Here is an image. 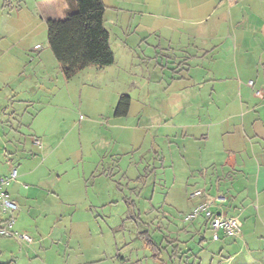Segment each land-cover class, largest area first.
Listing matches in <instances>:
<instances>
[{
  "label": "crops",
  "instance_id": "1",
  "mask_svg": "<svg viewBox=\"0 0 264 264\" xmlns=\"http://www.w3.org/2000/svg\"><path fill=\"white\" fill-rule=\"evenodd\" d=\"M101 1L113 63L66 80L38 39L74 0H0V178L33 238L0 264H264V0ZM194 189L237 238L184 222Z\"/></svg>",
  "mask_w": 264,
  "mask_h": 264
},
{
  "label": "trees",
  "instance_id": "2",
  "mask_svg": "<svg viewBox=\"0 0 264 264\" xmlns=\"http://www.w3.org/2000/svg\"><path fill=\"white\" fill-rule=\"evenodd\" d=\"M75 8L62 20H47V44L66 80L88 67L103 69L113 63L109 34L104 27L101 0H74ZM129 98L121 96L114 116L127 115ZM151 247L149 241H145Z\"/></svg>",
  "mask_w": 264,
  "mask_h": 264
},
{
  "label": "built area",
  "instance_id": "3",
  "mask_svg": "<svg viewBox=\"0 0 264 264\" xmlns=\"http://www.w3.org/2000/svg\"><path fill=\"white\" fill-rule=\"evenodd\" d=\"M248 86L252 87V82H249ZM255 94L258 95L259 92L255 91ZM36 144L39 145L38 141ZM14 176V173H12L10 177L0 178V238L14 239L18 242L31 244L32 238L28 234L16 232L13 229V214L17 207L8 198L6 187ZM188 198L198 200V203L190 214L183 217L184 222H191L201 218L206 228L211 232L212 241L233 240L240 235L241 229L236 219L213 211L217 204L225 202L222 196L212 198L204 190L194 189L188 193Z\"/></svg>",
  "mask_w": 264,
  "mask_h": 264
},
{
  "label": "rangeland",
  "instance_id": "4",
  "mask_svg": "<svg viewBox=\"0 0 264 264\" xmlns=\"http://www.w3.org/2000/svg\"><path fill=\"white\" fill-rule=\"evenodd\" d=\"M13 4H16V0H10ZM31 1H33V0H31ZM23 2V1H22ZM8 23H10L9 22V19H7L6 21H5V24H6V26H7V24ZM38 42H39V44H44V42H46V33H45V35H42V36H40L39 37V39H38ZM81 115H83V113H80ZM144 205H142V207H143ZM140 207V206H139ZM141 208V207H140ZM120 207H117L116 208V210H118L117 212L118 213H120ZM15 217V216H14ZM184 217V216H183ZM183 217H182V219H183ZM108 222V221H107ZM14 225H15V220H14ZM105 223H104V221H102V223H101V227H102V229H103V233H104V229H105ZM13 229H14V226H13ZM15 230V229H14ZM26 233V232H25ZM26 234H28V233H26ZM31 238H32V236L30 235V234H28ZM209 236H210V234H209ZM32 241H33V238H32ZM110 241H112V239L109 237V235H105V234H103V238H102V244H103V246L105 247V248H112L111 247V242ZM33 243V242H32ZM32 243L31 244H26V243H23V242H20V244L22 245V244H25V245H28V246H31L32 245ZM105 248H102V250H103V252L104 251H108V250H106ZM193 249H194V246L192 247ZM110 252V250L108 251V254H110L109 253ZM104 256H106V253H102V257H104ZM106 258H107V261H109V259H108V257L106 256ZM32 261H34V260H31V262ZM2 261L0 260V263H1ZM107 263H109V262H107ZM22 264H25V263H23L22 262Z\"/></svg>",
  "mask_w": 264,
  "mask_h": 264
}]
</instances>
